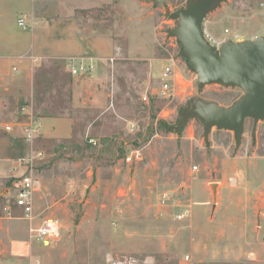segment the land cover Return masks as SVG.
<instances>
[{"label":"rangeland","instance_id":"1","mask_svg":"<svg viewBox=\"0 0 264 264\" xmlns=\"http://www.w3.org/2000/svg\"><path fill=\"white\" fill-rule=\"evenodd\" d=\"M189 1L33 0L8 13L5 31L20 37V47L0 54V241L14 244L8 262L12 256V264H106L111 254L177 264L189 254L192 264H264V118L245 119L238 146L232 131L214 126L205 135L194 117L179 131L159 126L177 128L188 102L229 106L243 94L196 82L189 96L159 94L165 63H173L180 79L193 77L180 43L167 33L177 24L170 14ZM258 2L221 0L203 19V31L218 38L227 28L241 41L264 37ZM20 17L25 29L17 25ZM69 56L98 58L97 70L73 76ZM44 117L69 119L47 122L53 134L69 135L40 134L29 144L2 129ZM133 148L142 159L126 163ZM30 150H42L45 161L34 171L41 184L27 220L13 201L23 170L18 158ZM235 161L248 171L243 180L223 173ZM230 177L236 192L224 196L219 215L211 195L202 204L188 196L210 193L207 182ZM180 209L188 210L181 220ZM46 218L62 225L53 247L31 238L30 229Z\"/></svg>","mask_w":264,"mask_h":264},{"label":"water","instance_id":"2","mask_svg":"<svg viewBox=\"0 0 264 264\" xmlns=\"http://www.w3.org/2000/svg\"><path fill=\"white\" fill-rule=\"evenodd\" d=\"M221 0H190L186 7L170 14L177 20L167 30L181 45L188 68L197 75L198 87L220 84L238 87L243 94L229 106L196 100L181 110L177 127L194 117L204 125L207 135L212 127L233 132L236 146L246 118L254 123L264 118V37L227 41L216 48L204 37L202 22Z\"/></svg>","mask_w":264,"mask_h":264},{"label":"built area","instance_id":"3","mask_svg":"<svg viewBox=\"0 0 264 264\" xmlns=\"http://www.w3.org/2000/svg\"><path fill=\"white\" fill-rule=\"evenodd\" d=\"M258 6L264 10V0H259ZM17 25L24 29L27 27L24 18L21 17L17 19ZM203 33L206 40L216 48L221 47V45L227 41H241L238 33L232 32L227 28L223 30L222 35L218 38L213 37L208 32L203 31ZM32 59L35 58L32 57ZM70 59L71 61L66 64V70L73 76H86L97 69V63H75L73 62L74 59ZM95 60L99 59L96 58ZM110 60L113 61L114 58H110ZM12 69L13 71L18 72L16 66H13ZM190 73L193 76L190 79H180L173 63H165L159 76V94L161 97L165 99H173L175 97L182 98L191 95L190 85H192L193 82H196L197 84V75L191 71ZM143 100L146 102V96L143 97ZM16 127L19 128L18 133ZM2 129L30 144L40 137L41 121L31 118L29 122L22 124L4 123ZM44 157L45 153L42 150H30L29 155L18 158V166L22 167L23 170L18 176L13 202L15 207L21 209L27 220L32 216L33 194L39 186V179L34 175V171L39 164L45 161ZM141 159V150L134 148L130 149L124 157L126 163L138 162ZM192 170L193 174H196L198 172V166L193 165ZM229 181H231V178ZM166 197H168L167 194L161 198L162 203H165V200L167 199ZM186 216L187 211L184 209H180L175 214V217L180 220ZM61 230L62 225L57 218H46L38 227L31 228L30 232L31 238L35 243L44 247H53L61 237ZM105 260L106 264H159L150 257L137 259L131 256H112L111 254H108ZM177 264H192L190 255L183 254Z\"/></svg>","mask_w":264,"mask_h":264},{"label":"crops","instance_id":"4","mask_svg":"<svg viewBox=\"0 0 264 264\" xmlns=\"http://www.w3.org/2000/svg\"><path fill=\"white\" fill-rule=\"evenodd\" d=\"M33 0H0V54L1 53H5V51H7L8 48L10 49H17L18 47H20V37L18 36V34L16 36H12V35H8L7 32L5 31V28L8 24L7 21V15L9 12H12L14 10V8L19 7V6H23L27 4L28 6H32ZM14 13V12H13ZM12 25L15 27V22H13L12 20ZM72 57L74 59V61H78L79 62H84L86 63V61H89L90 63H95L96 58L94 57H73V56H69ZM90 58V59H88ZM97 70V69H96ZM95 70V71H96ZM93 73V72H92ZM48 120L51 121V123L53 125H56V123L61 122L63 120H67L68 123L70 124L69 119L66 118H55V117H44L42 118L41 121V136L45 137V138H61V137H67L69 134H53L50 129L47 128V122ZM62 130V129H61ZM13 136V135H12ZM3 160V158H0V161ZM3 162V161H1ZM250 163V162H249ZM4 164V163H3ZM1 164V167L2 165ZM229 167V168H227ZM246 165L243 167L245 168ZM227 168V169H226ZM238 168H242L239 167L235 161V163H233L232 166H224V175H229V174H237L238 177L243 180L247 177L248 171L242 170V169H238ZM233 169V170H232ZM238 169V170H237ZM7 170V169H6ZM236 170V171H235ZM231 178V182H227V180H229ZM227 180L223 179V180H211L209 182H207L209 184V186L212 188L210 193L207 194H203L201 191L199 194H197L196 192L193 193H189V197L191 200L195 201L194 203H205L208 201V197L210 196L213 200L212 202V210H213V214L215 215H219V211L221 210V202L224 199L225 195H232L233 193L236 192L235 189H233V185L237 184V180H235L234 178L230 177ZM237 179V178H236ZM41 184L40 180H39V185ZM239 188H242L244 190L247 191L246 186H243L241 184H239ZM5 189L4 188H0V195L2 194V191ZM188 211V210H187ZM13 243H10L8 241H0V264H12L10 261L13 260H17V257L12 258L10 261H7L6 255L7 253H9L8 248L11 250L13 249ZM12 252V250H11ZM12 255V253H9ZM19 260V259H18Z\"/></svg>","mask_w":264,"mask_h":264},{"label":"trees","instance_id":"5","mask_svg":"<svg viewBox=\"0 0 264 264\" xmlns=\"http://www.w3.org/2000/svg\"><path fill=\"white\" fill-rule=\"evenodd\" d=\"M159 126L165 127V128H169V129H174V130H177V131H179L182 128L181 126H179L177 128H176V126H168L164 122H160Z\"/></svg>","mask_w":264,"mask_h":264}]
</instances>
